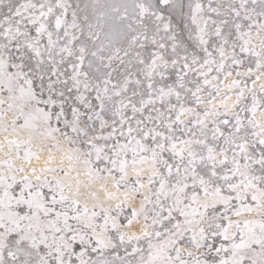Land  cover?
<instances>
[{
    "label": "snow or ice",
    "instance_id": "snow-or-ice-1",
    "mask_svg": "<svg viewBox=\"0 0 264 264\" xmlns=\"http://www.w3.org/2000/svg\"><path fill=\"white\" fill-rule=\"evenodd\" d=\"M0 264H264V0H0Z\"/></svg>",
    "mask_w": 264,
    "mask_h": 264
}]
</instances>
